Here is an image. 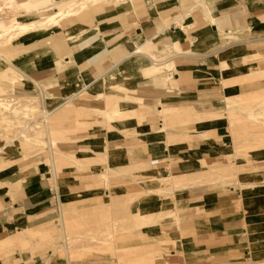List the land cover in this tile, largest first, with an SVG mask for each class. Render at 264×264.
I'll use <instances>...</instances> for the list:
<instances>
[{"label":"rangeland","instance_id":"obj_1","mask_svg":"<svg viewBox=\"0 0 264 264\" xmlns=\"http://www.w3.org/2000/svg\"><path fill=\"white\" fill-rule=\"evenodd\" d=\"M102 1L75 0L65 10L67 3L60 5L59 0H0V52L29 31L55 28L64 16L75 14L90 22V10ZM239 34L242 42L220 35L215 69L207 81L197 82V93L187 92L174 75L183 73L176 65L181 50L172 44L168 28L150 38L141 52H132V69L126 58L127 67L114 78L92 82L88 79L102 70L79 76L74 72L63 81L62 94L53 81L27 73L1 81L0 148L11 138L12 143L0 153V238L24 227H47L48 233L23 229L27 239L0 250V264H264V51L258 47L264 37L254 42L248 31ZM72 35H82L81 30L76 26L66 34ZM238 47L244 50L234 54ZM7 61V67L14 64ZM198 74L204 73L194 71ZM85 83L90 85L67 102L81 112L57 116L64 107L57 106ZM159 86L164 89L157 93L164 97H152ZM135 98L145 103L139 114L128 106ZM166 104L209 114L199 120L167 117L160 112ZM147 113L159 119L151 150L165 146L176 151L178 139L195 140L197 148L174 154L159 167L153 163L157 160L135 159L127 147L123 160L113 161L106 152L91 157L89 148L115 147L127 131L138 129L136 117ZM192 156L205 159L203 165L186 167ZM11 160L12 167L2 168ZM144 162L154 165L153 170H140ZM15 170L42 175L47 193L33 199L25 189L27 178L22 184L2 181ZM101 173L100 182L91 185ZM216 190L233 199L230 232L235 245L246 251L199 259L185 249L192 246L195 232L206 230L205 211ZM200 203L206 206L200 209ZM188 205H195V212Z\"/></svg>","mask_w":264,"mask_h":264},{"label":"crops","instance_id":"obj_2","mask_svg":"<svg viewBox=\"0 0 264 264\" xmlns=\"http://www.w3.org/2000/svg\"><path fill=\"white\" fill-rule=\"evenodd\" d=\"M72 1L74 4L77 3L75 0H59V4L67 3L65 10H68L73 4H71ZM55 15L58 16L59 12ZM74 15L72 17L64 16L55 28L48 31L47 29L46 31L32 30L17 42L7 44V47L2 49L3 53L0 52V71L5 66H9L7 60L14 61V64L6 68L7 74L0 76V82L7 80V78H14L15 74L27 73L34 78L53 81V88L62 94L66 88L63 81L74 72L78 76L84 72L92 74L97 70H102L99 74H107L111 69L120 67L122 63H119L122 61L124 71L127 67L124 64L126 58L131 63L128 67L131 70L132 57L130 56L132 52H141L142 46L150 38L152 39L157 33L168 28L172 44L176 49L181 50L178 52L176 65L181 67L179 71L183 73L175 71L174 75H177L176 78H180V82L184 84L187 92L195 91L197 93V82L207 81L211 76V71L215 69V62L218 58L213 53L220 44L218 42L222 33L226 40L232 38L236 41L245 40L238 38L239 32L242 33L245 30L249 32L250 38L254 42L264 37V0H104L95 4L90 10V16H88V18L91 17L90 22L86 21V18L81 19L76 15L74 18ZM161 20L164 22L156 29V23ZM76 26L78 30H81L82 35L79 37L72 35L71 38H68L66 34L74 32ZM142 33L146 34L144 39L141 38ZM258 47L264 51V44L260 43ZM242 50L244 49L238 47L234 54H241ZM233 57H240V55ZM225 59L226 57L223 58V60ZM139 62L141 67L146 65L143 61ZM194 71H200L204 74L194 75ZM96 76L98 74L88 80L95 79ZM99 84L105 85L104 81ZM162 89L164 88L160 86L153 88L152 97H164V95L157 93ZM137 99L130 101L132 104L128 106L133 113L139 114L145 107L141 104L145 103L139 102ZM107 105L109 109L112 108L111 101H108ZM61 106L64 107L60 109L57 115L59 117L81 112L80 107L72 102ZM95 106L91 104L90 107L95 108ZM160 112L163 116L179 117L182 120H189L190 118L199 120L202 115L209 114V112H195L184 105L172 104L163 105ZM135 120L138 129L127 131L128 134L119 138L118 143L113 148L106 145L102 150L89 148L91 157L106 152L113 161L123 160L125 158L124 147H127L135 159L149 158L151 162L157 160L153 163L159 167L169 163L174 154L180 155V153H187L197 148L198 142H194L195 140H192L191 144L189 140L178 139L176 151L170 152L165 146L151 150L150 145L153 144H149V142H156L153 136L154 126L159 123V119L154 113H147L137 116ZM142 136L145 138L144 141L140 138ZM160 138L162 142L165 140L163 135ZM160 150L162 151L161 154L152 156L153 152L159 153ZM137 151L139 152L137 153ZM12 160L3 165L2 168L12 167L14 165ZM203 160L205 159L202 157L192 156L186 167H201ZM153 167L154 165L151 163L144 162L139 169L149 171L153 170ZM36 173L31 172L26 176V172L15 170L4 174L2 181L22 184L23 180L21 179L27 178L25 189L31 193L33 199H36L47 193L49 189L43 176H35L38 175ZM16 174L17 176H14ZM102 178V173L98 174L97 177L93 176L91 185L99 183ZM97 195L100 197L99 194ZM221 195L220 191H215L216 198L209 209L205 211L206 230L195 232L192 238V246L185 249L189 253H195L199 259L229 257L246 251L245 248L235 245L236 240L230 232L234 222L228 215L233 212L231 206L233 199ZM38 203L40 200H37ZM198 206L203 209L206 205L200 203ZM187 207L193 208V212H195V205H188ZM195 227L193 225L189 229ZM23 229L30 230L32 233H48L47 227H24L1 237L0 250L22 244V241L25 242L27 237L24 236ZM17 249L23 252L21 248Z\"/></svg>","mask_w":264,"mask_h":264},{"label":"bare ground","instance_id":"obj_3","mask_svg":"<svg viewBox=\"0 0 264 264\" xmlns=\"http://www.w3.org/2000/svg\"><path fill=\"white\" fill-rule=\"evenodd\" d=\"M170 21H171V20H170ZM168 25H169V24H168ZM76 33H77V32H76ZM78 33H80V32H78ZM75 35H76V34H75ZM78 36H81V35H78ZM78 36H77V37H78ZM227 42H228V41H227ZM241 42H242V41H241ZM219 49H220V48H219ZM217 50H218V49H217ZM220 50H221V49H220ZM222 53H223V52H222ZM121 69H122V67H117V68H115V69H113V70L111 69V71L108 72L107 74H101V75L96 76V78H95L94 80L92 79V80H93L92 82H94V81H95L96 79H98L99 77H102V78H103V77L106 76V77H109V78H110V77H111V78H114L119 72H121ZM92 82H91V83H92ZM84 85H85V86H83L82 88H80V89L77 90L76 92H73V93H71L70 95H68L67 98L65 99V101L63 100L64 102H63V103L61 102L57 107H60L61 105H63V104H65V103H67L68 101H70L71 98H72L73 96H75L78 92H80L81 90H83L86 86L88 87V85H90V83H89V84H88V83H85ZM45 113H46V112H45ZM45 113H44V114H45ZM48 113H49V112H48ZM48 113H47V114H48ZM24 131H25V130H24ZM22 132H23V131H22ZM19 136H20V135H19ZM18 138H19V137H18ZM13 139H14V138H13ZM8 141H9V140H8ZM8 141H7V142H8ZM11 143H12V138H11V142H8V143L5 142V144L2 143L3 146L0 148V153L3 152V151L8 147V145H10ZM0 145H1V144H0Z\"/></svg>","mask_w":264,"mask_h":264}]
</instances>
